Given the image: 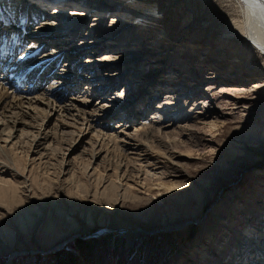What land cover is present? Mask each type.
Returning a JSON list of instances; mask_svg holds the SVG:
<instances>
[{
  "label": "rangeland",
  "instance_id": "rangeland-1",
  "mask_svg": "<svg viewBox=\"0 0 264 264\" xmlns=\"http://www.w3.org/2000/svg\"><path fill=\"white\" fill-rule=\"evenodd\" d=\"M27 1L46 14L54 12L59 4L49 0ZM67 2L63 0L62 3L67 5ZM152 2L156 6L170 4L165 20L156 24L159 28H167L170 33V42L166 41L160 52L155 53L158 56H151L148 50L141 51V45L131 48L134 43L130 40L121 47L111 46L115 42L109 40L102 50L78 52L75 62L71 63L72 68L81 65L77 71L58 62L49 74L60 83L64 82L65 74L78 75L80 83L76 90L72 89V94H66L68 99L91 100L93 104L107 105L108 108L109 104L117 106L114 111L102 112L103 116L111 110L113 113L106 116L110 118L108 120L95 119L93 128L114 137L125 125L133 139H143L136 132L140 128L139 122L147 124L158 120L160 114L156 108L168 102L169 99H165L167 94L176 92L184 97L190 89L196 91L191 93L194 97L188 96L191 97L189 109L194 102L200 101L214 109V115L227 113L233 109L234 101L222 93L235 91L247 99L238 106L250 105L252 110L244 112V116L235 113L227 117L215 133L194 122L191 119L194 117L182 119L167 128L154 126L153 140L157 141L150 148L152 152L166 153L167 156L162 157L168 160L169 151L190 158L180 161L183 164L180 168L172 167L171 160L162 165L164 167L160 165L155 169H140L149 162H138L139 167L133 164V169H137L128 177L118 172L119 182L114 177L117 175L114 169L107 167L108 159L104 154L92 160L88 156L94 147V129L91 134L88 126L80 125L79 120L73 121L72 116L77 113L71 110L69 114H62L58 112V104L50 102L53 112L43 122L51 139L44 141L39 136L44 126L39 134L38 130L17 126L11 131L10 139L6 137L8 131L0 139V147L10 160L7 164L5 157H0V163L7 167L9 174L2 179L0 176L3 183H0V264H7L15 253L18 256L12 264H240L230 255L235 251L236 239L250 231V224L257 229V237L264 240V162L261 163L264 159V123L260 120L264 113V73H258L262 69L257 65L262 63L255 52H251L246 61L252 64L250 70L244 69V61L240 59L239 54L248 49L246 38L239 35V31L234 32L231 20L242 16L241 6L235 0ZM73 9L78 12L87 10L82 4ZM91 10L85 13L89 14L88 23L94 17L104 18L105 23L115 30L113 35L120 33L125 23L146 26L144 21L119 12ZM33 30L30 29L29 34ZM85 32L71 35L65 47L49 42L46 54H52V51L67 53L69 48L81 46V36ZM193 34L198 35L192 38L197 48L182 55V43L175 48L176 41H189ZM138 51L143 54L136 57ZM88 54L93 55L97 65L96 68L91 64L94 71L83 65ZM195 69L209 71L213 78L222 73L233 76L229 82L215 79L197 85L191 81L188 83L191 87L176 90V84L180 85L186 77L182 71ZM4 72H1L0 80L9 79V71L4 69ZM235 75L243 77L235 80ZM160 85L157 93L152 91ZM202 89L205 90L203 93ZM40 94L44 95L38 92L26 98L44 97ZM48 99L51 101L52 97ZM129 104H133L138 113L144 110L142 119H134L135 113L128 109L122 110ZM43 108L34 107L31 116L37 113L38 117L41 114L46 116L49 110ZM123 114L125 116L121 117ZM155 116L158 117L154 120ZM59 121L68 126L57 127ZM80 129L83 135L79 133ZM135 135L139 136L136 138ZM168 140L171 142L167 143ZM127 149L124 152H131ZM160 161L165 163L166 160ZM138 181L149 185L151 190L137 187ZM169 182L179 188L165 193L156 187L151 188V185ZM227 225L234 226L238 232L234 237L227 235L226 238L225 233L231 229ZM63 242L66 243L58 246ZM201 248L204 251L199 256L198 249ZM258 264H264V256Z\"/></svg>",
  "mask_w": 264,
  "mask_h": 264
},
{
  "label": "bare ground",
  "instance_id": "bare-ground-1",
  "mask_svg": "<svg viewBox=\"0 0 264 264\" xmlns=\"http://www.w3.org/2000/svg\"><path fill=\"white\" fill-rule=\"evenodd\" d=\"M49 1L52 3L57 1V3L59 2V4L57 9L54 8V12L46 14L42 9L37 8L34 4H31L27 0H0V77L2 75L1 72H4V69H6V72L9 71L10 73L9 79L6 77L5 79L0 80V121H3V123L0 124V139H3L5 137L4 132L6 131H8L9 133V135H6V137L7 139H10L11 131L16 129L17 126L38 130V134L41 132L42 127L44 126L43 132H41L42 134H40L39 136H42L44 141L51 139L49 134L45 131L46 126L44 125L46 120H48V118H50L51 116L50 112H53L51 103L58 104V112H61L62 114H69V112L73 110L75 113H77V115H75L74 113L75 116H72L74 120L72 118L71 119L74 122H77L78 120L81 121L80 125L88 126V132L91 133V130L94 129L93 124L96 121L95 119L106 118V116L108 117L113 112H111V110L107 115L105 114V110L113 109L114 111L117 106L109 104L110 107L108 108L107 105L100 106L98 105V103H94V106L91 100H80L76 99L75 97L68 99V96L66 98V94H72V89L75 88L76 90V88L78 87V84L80 83V80L76 77L78 75L75 76L71 74H65L66 76L64 75L63 79L64 82L60 83L59 81H56L57 79L53 75L49 76L52 68H54L58 64V62L59 65L63 63L67 64L66 68L68 69L72 68L71 63L72 61L76 60V54L78 52H81L82 50L87 52L102 50L101 48L103 47V45H105V43L109 40H113L112 42H115L113 45H111L113 47H121L122 45H124L123 43H126V41L130 40V42L134 43L131 44V48H139V46L141 45V51L148 50L150 55L155 57L158 56L155 53L160 52L164 44L170 42V33L167 31V28H159L156 26L159 21L161 22V20H165L166 14L170 8V4H160L159 6H156L155 4L152 5V0H67L68 4L66 3L67 5H64L65 3H62L63 0ZM235 1L241 6L240 8L242 10V16L237 17L238 19H232L231 25L235 29L234 32L239 31L238 34L246 38V46L248 48L239 54L240 59L244 61V69L250 70L252 64L246 61L251 56V52H255L256 54H258V60L262 63V65H257L262 69V72L261 70H259L258 73L262 74L264 73V0ZM79 4H82V6L87 9V13L91 9V11H104L105 13L108 12L112 14H117V12H119L128 17H131L132 19L134 18L135 20L137 19L144 21L146 23V26L143 25L142 27H136L132 24L125 23V25L122 27V31H120V33L118 34L113 35L112 32H114L115 30H112L110 28V25L108 26L105 23L104 18L94 17L88 23L89 14H85L86 12L84 11L78 12L76 9H73ZM65 6L72 7V9H63ZM113 25L115 26L116 23H113ZM30 29L34 30L29 34ZM84 30L86 32L81 36V39L83 40V44L81 46L69 48L70 50L67 53H53L52 51V54H46V51L48 49L47 44L49 42L54 43L56 46L65 47L67 42H69V37L71 35L75 36ZM196 34L191 35L189 41L184 39L176 41V44H178L175 46V48H178L182 43V55H185L187 53L190 54L197 48L196 46H194L195 41L192 40V38L194 37L197 38L198 35ZM171 50L173 49H170V51ZM142 54L143 53H139L138 51V53L135 55L137 57L141 56ZM202 55L208 56L205 53H202ZM92 58L93 55L88 54V58L86 59V61H84L83 65L86 64L88 68H90V70L94 71V68L93 66H91V64H95L96 68L97 65ZM143 58H145V56ZM80 68L81 65L77 68L74 65L72 69L73 71H77V69ZM182 72L186 77L182 79L180 85L176 84L175 89L178 91H183L182 89L189 88V86L191 87V85H188V83H190L191 81H195L197 85L201 83L206 84L214 81L215 79L222 80L223 82H229L228 79L232 78L231 76H233L228 74L225 75L222 73L221 75L213 78L210 75L209 71L200 69H195L194 71L190 72L185 70ZM3 74L5 75V72ZM176 76H178V73H176ZM240 77H243V75H235L234 79L237 80ZM143 85L144 84H142L141 86ZM161 87L162 85H160V87L158 86L152 91L157 93L159 91L158 89H160ZM9 90H11L12 92L8 93ZM202 90L203 93L205 90ZM194 91L196 90L190 89L188 94L184 97L176 95V92H172L170 93V95L167 94V97H165V99H169L168 102H165L163 103V105L156 108L159 109L160 116H155L153 119L155 120L156 117H158V120L156 119L155 121H150L147 124L144 122H139L140 128H138L136 132L139 133L140 136L142 135L141 138L143 139L137 138L139 135H135L138 140L133 139L134 136L132 135V137L130 134H128V132L126 131L127 126L125 125H122V128L120 129L121 131L118 133L116 132L117 134L114 137L107 136L106 134H103L100 131L94 129L92 131L93 134L91 133L92 138L94 139V147L90 150L91 152L88 156L92 160L101 157V154H104V158L108 159L107 167H111L112 169H114L117 175L118 172L122 173L123 177L125 176V178L129 176L130 172L136 171L137 168L133 169L132 166L133 164H136L138 162H149L148 164H146V167H144L145 164L144 166L140 167L136 164V167H139L140 169H155L159 168L160 165L161 167H164L162 165H166L167 161L169 160H171V162L169 161V164L172 167L180 168V166L183 165L180 161L190 158L188 155H183L175 151H169L168 155L170 156L168 160L164 158L165 156H167L164 155L166 153L159 154L156 151L154 153L150 150L155 141H157L153 140V134L155 131L154 126L160 125L159 127L167 128L170 127L171 124L174 125V123L179 122L182 119L194 117L191 118L194 122L207 127L210 132L215 133L219 129V127L224 125L227 117L235 113H240L244 116L245 113H249L252 110L250 105L244 104L242 106H238L240 102L247 99H245L243 96H238L237 92L235 91L222 93V95L230 96V99H233L234 101L232 103L233 109L231 108L227 113H221V115L218 116L214 115V109L212 110L209 106L207 107L206 104H202L200 101L194 102L192 105H190L191 107L189 109L187 106L191 103H189V99L191 97H194L191 95V93H193ZM38 92H42L44 95H40L44 97L41 98L39 96H35L31 99L26 98L30 95H37ZM136 94H138V92H136ZM190 95L191 97H188ZM50 96L52 97L51 101H49L50 98L48 99V97ZM138 99L139 96L135 98L136 101ZM251 100L252 99H250V101ZM64 101L65 103H61ZM60 103L61 105H59ZM78 105L81 107H78ZM38 106L44 107L43 109L46 110L48 109L49 113L46 116L41 114V117H38L37 110L35 112L37 113L36 116H31V113L34 111V107H37L38 109ZM134 108L135 107H133V104H129L128 107H124L122 110L128 109L129 112L135 113L136 116L133 115L134 119H142L141 117L144 110L138 113V111H135L136 109ZM145 109H147V105L145 106ZM102 112H105L104 116ZM190 112L192 113L189 116ZM124 116L125 114H123L121 117ZM37 117L38 119H36ZM37 120H39V122L36 123ZM44 120L45 122H43ZM260 120L262 123H264V113H262ZM59 122L60 125L58 124ZM59 122L56 124L57 127L61 129L68 126L64 122ZM167 123L170 124L166 125ZM79 133L83 135L84 132L82 131V129H80ZM38 134L36 135L38 136ZM117 135H120V138H118ZM52 139L53 141L56 140L55 138ZM166 142L170 143L171 141L168 140ZM126 148L130 149L131 152H124ZM163 155L164 157H162ZM2 156L3 158L5 157L6 163L10 164V160L5 156L3 148L0 147V157ZM160 159H163L164 161L166 160L165 163H162ZM262 162H264V159L261 161V163ZM6 168L7 167L5 165L0 163L1 179L3 176L9 175ZM177 174L178 173H176L175 176H178ZM117 175L114 177L120 182V176ZM95 180L97 181L98 179L96 178ZM0 183H2L1 180ZM109 183L111 184V182ZM126 185H128V183H126ZM110 186L113 188L112 184ZM136 186L140 187L141 189L148 188V190H151L149 185L141 183V181L136 182ZM151 186V188L156 187L159 192L163 191L164 193L174 191L179 188V185L173 183L170 184V182L169 184L157 183ZM0 190L2 191L1 188ZM106 190L107 188H105V191ZM229 226H231V229L229 231L225 230V232L227 231L225 233V236L228 235L229 237H234V235H236L238 232L232 225H227L226 227ZM249 226H251L250 231H247L245 233V237L240 236L239 240L235 238V251L230 255V258H236V261L240 262V264L243 261L244 263L246 262L248 264H255V262L256 264H258L264 256V240L261 241V239L257 237V234L255 233L257 229H253L254 227L252 224H250ZM229 233L231 235H229ZM128 236H130V233L128 234ZM228 236L226 238H228ZM64 243L66 242L58 244V246H61ZM230 244L231 242L229 243V245ZM58 246L56 247V249L58 248ZM56 249L51 250L54 251ZM202 251H204V249H198V255L200 254L199 256H201ZM47 253H50V251H48ZM17 256L18 253H15L7 264H12V260ZM250 256H252V258ZM248 257H250V259L247 260ZM226 263L231 264L228 262Z\"/></svg>",
  "mask_w": 264,
  "mask_h": 264
},
{
  "label": "trees",
  "instance_id": "trees-1",
  "mask_svg": "<svg viewBox=\"0 0 264 264\" xmlns=\"http://www.w3.org/2000/svg\"><path fill=\"white\" fill-rule=\"evenodd\" d=\"M70 261H73V260H70Z\"/></svg>",
  "mask_w": 264,
  "mask_h": 264
}]
</instances>
